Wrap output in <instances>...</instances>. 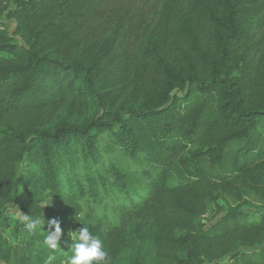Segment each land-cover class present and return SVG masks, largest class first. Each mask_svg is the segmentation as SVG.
<instances>
[{"label":"trees","instance_id":"trees-1","mask_svg":"<svg viewBox=\"0 0 264 264\" xmlns=\"http://www.w3.org/2000/svg\"><path fill=\"white\" fill-rule=\"evenodd\" d=\"M0 3V263L264 264V0Z\"/></svg>","mask_w":264,"mask_h":264},{"label":"rangeland","instance_id":"rangeland-1","mask_svg":"<svg viewBox=\"0 0 264 264\" xmlns=\"http://www.w3.org/2000/svg\"><path fill=\"white\" fill-rule=\"evenodd\" d=\"M3 6L2 3H0V7ZM0 24L6 28V30L9 31V33H11V35H13V31L15 29V26H16V23L13 19H10L8 18L5 14H2L0 13ZM16 40L19 42V43H22V40L19 38V37H16ZM109 158V155H106V159ZM260 204L261 202L257 199H250V201L248 203H246L244 205V209L246 210H249V211H259L260 210ZM7 214L10 216V217H22L23 214L22 212L19 210V208L17 206H14V205H11L7 208ZM224 213L221 212L219 215H218V218L220 216H222ZM206 219L209 220V216H205ZM210 221H208V225H210ZM226 261H215V262H212V263H205V264H223L225 263ZM2 264V263H0Z\"/></svg>","mask_w":264,"mask_h":264}]
</instances>
